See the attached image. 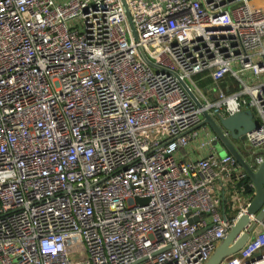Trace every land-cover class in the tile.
I'll return each mask as SVG.
<instances>
[{
    "label": "built area",
    "instance_id": "built-area-1",
    "mask_svg": "<svg viewBox=\"0 0 264 264\" xmlns=\"http://www.w3.org/2000/svg\"><path fill=\"white\" fill-rule=\"evenodd\" d=\"M263 1L0 0V264H264Z\"/></svg>",
    "mask_w": 264,
    "mask_h": 264
},
{
    "label": "water",
    "instance_id": "water-1",
    "mask_svg": "<svg viewBox=\"0 0 264 264\" xmlns=\"http://www.w3.org/2000/svg\"><path fill=\"white\" fill-rule=\"evenodd\" d=\"M185 88L189 91L187 84L183 83ZM193 99L198 105L200 103L196 100L195 96L189 91ZM204 119L195 128L208 126L216 135L215 143L217 149L225 151L221 156L231 154L239 163V165L246 172L248 179L243 182L248 191H251L247 181H251L255 185L256 195L249 208V213L257 214L258 220L264 218V161L257 171H254L249 164L245 162L239 150L235 147L234 141H243L246 133L258 129L259 123L254 117L251 110H245L235 113L231 116L223 117L217 115L214 119L207 112L203 113ZM226 133L229 135L227 136ZM248 222V216H244L238 224L232 228L231 232L224 241L218 246L211 258L206 264H220L226 257L237 253L249 238L248 234L242 235L236 239L239 232L244 228Z\"/></svg>",
    "mask_w": 264,
    "mask_h": 264
},
{
    "label": "rangeland",
    "instance_id": "rangeland-1",
    "mask_svg": "<svg viewBox=\"0 0 264 264\" xmlns=\"http://www.w3.org/2000/svg\"><path fill=\"white\" fill-rule=\"evenodd\" d=\"M232 68H234L236 70L237 69V66L235 64H232ZM234 143H235V146L239 149V151H241L245 155V157L247 158V160L250 162L251 161V158H248L247 157L249 153H248V151L242 149L241 142L240 141H234ZM213 146H216V143L215 142H213ZM218 152L220 153V155L225 153V151H223L222 149L221 150L218 149Z\"/></svg>",
    "mask_w": 264,
    "mask_h": 264
},
{
    "label": "crops",
    "instance_id": "crops-1",
    "mask_svg": "<svg viewBox=\"0 0 264 264\" xmlns=\"http://www.w3.org/2000/svg\"><path fill=\"white\" fill-rule=\"evenodd\" d=\"M263 6H264V1H263Z\"/></svg>",
    "mask_w": 264,
    "mask_h": 264
}]
</instances>
